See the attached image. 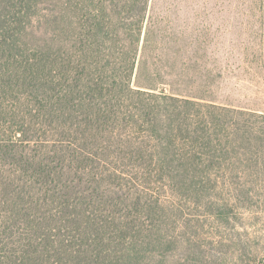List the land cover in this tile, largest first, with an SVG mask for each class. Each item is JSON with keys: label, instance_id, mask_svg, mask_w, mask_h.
Instances as JSON below:
<instances>
[{"label": "trees", "instance_id": "1", "mask_svg": "<svg viewBox=\"0 0 264 264\" xmlns=\"http://www.w3.org/2000/svg\"><path fill=\"white\" fill-rule=\"evenodd\" d=\"M44 3L41 39L36 0H0V264H175L182 199L238 219L215 193L264 112L194 91L221 75L176 4Z\"/></svg>", "mask_w": 264, "mask_h": 264}, {"label": "rangeland", "instance_id": "2", "mask_svg": "<svg viewBox=\"0 0 264 264\" xmlns=\"http://www.w3.org/2000/svg\"><path fill=\"white\" fill-rule=\"evenodd\" d=\"M44 2L36 0L39 21H34L32 29L41 33V39L45 31L42 15L47 10ZM159 3L179 7V11L159 12L166 19L175 16L173 24L180 31L187 27L189 33L200 28L207 31V67L221 76L211 80L207 90L196 82L194 91L264 112V0H150L152 9H159ZM38 38L32 33L26 37L30 43ZM255 129L253 154L247 145L242 164L225 170L230 184L215 193L235 208L238 219L203 217L199 206L182 199L181 205L186 204L178 214L176 235L181 243L175 249V264H201L203 260L207 264H264V126L259 123ZM184 238L198 242L203 253L193 246L187 254Z\"/></svg>", "mask_w": 264, "mask_h": 264}]
</instances>
